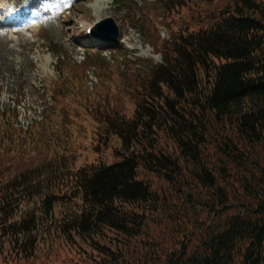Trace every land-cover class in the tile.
Listing matches in <instances>:
<instances>
[{
  "label": "trees",
  "instance_id": "1",
  "mask_svg": "<svg viewBox=\"0 0 264 264\" xmlns=\"http://www.w3.org/2000/svg\"><path fill=\"white\" fill-rule=\"evenodd\" d=\"M151 2L114 0L162 62L96 40L58 59L93 148L120 138L114 164L75 168L92 148L66 108L61 130L0 113V264H264V0Z\"/></svg>",
  "mask_w": 264,
  "mask_h": 264
},
{
  "label": "rangeland",
  "instance_id": "2",
  "mask_svg": "<svg viewBox=\"0 0 264 264\" xmlns=\"http://www.w3.org/2000/svg\"><path fill=\"white\" fill-rule=\"evenodd\" d=\"M77 2L78 0H43V9H39L41 19L24 24L18 29L7 26L6 20L0 22V113L13 111V121L19 129V126L33 125L41 121L46 111L52 110V102L57 116L54 126L61 130L62 106L58 104V94L53 92V82L57 75L54 68L55 54H62L63 61L68 63L82 64L88 50L81 45L74 46L71 41L80 37L79 34L84 31L83 25L87 22L94 23L109 16L113 17L121 33L118 47L129 48L133 59L152 58L156 62H162V56L146 44L145 38L131 23L125 21L124 11H120L113 0ZM152 17L155 18L154 15ZM8 18L11 20V17ZM28 19L29 17L24 20ZM158 28L162 38H167L163 26L159 24ZM89 51L92 52L93 49ZM103 54L109 57L110 62L114 61L110 51L105 50ZM83 81L91 90L100 84L94 67L86 69ZM82 99L89 100L86 97ZM59 103L68 110L70 116L75 117L77 103L73 97L63 94ZM75 119L78 122L74 129L81 132L79 138L83 137L82 142L85 145L91 144L89 147L92 148L88 153L73 159L75 168L101 161L108 165L114 164L117 160L114 153L120 147V138L114 136L103 152L95 150L93 146L99 143V139L94 136L91 126L93 123L76 117Z\"/></svg>",
  "mask_w": 264,
  "mask_h": 264
},
{
  "label": "water",
  "instance_id": "3",
  "mask_svg": "<svg viewBox=\"0 0 264 264\" xmlns=\"http://www.w3.org/2000/svg\"><path fill=\"white\" fill-rule=\"evenodd\" d=\"M104 27H113L114 29V33H113V38L111 39L114 42H117L119 39V35H120V30L118 25L115 23L113 18H107L103 21H100L97 25L98 30H102ZM98 36H102L101 32H98Z\"/></svg>",
  "mask_w": 264,
  "mask_h": 264
}]
</instances>
